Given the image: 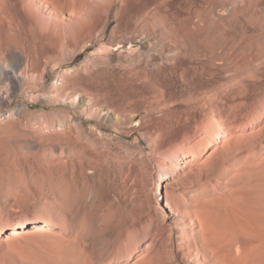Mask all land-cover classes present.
<instances>
[{"label": "rangeland", "instance_id": "1", "mask_svg": "<svg viewBox=\"0 0 264 264\" xmlns=\"http://www.w3.org/2000/svg\"><path fill=\"white\" fill-rule=\"evenodd\" d=\"M85 2L0 0V264H181L154 174L199 201L264 172V0H110L46 27Z\"/></svg>", "mask_w": 264, "mask_h": 264}, {"label": "bare ground", "instance_id": "2", "mask_svg": "<svg viewBox=\"0 0 264 264\" xmlns=\"http://www.w3.org/2000/svg\"><path fill=\"white\" fill-rule=\"evenodd\" d=\"M110 4V0H86L82 7L69 13L68 16L62 17H57V14H62L61 7L54 6L46 27L58 32L73 27L83 28L92 22V18L86 16L89 9L93 12L108 10ZM88 13L90 16V12ZM74 18L77 20L75 23H73ZM60 37L62 39L68 38L63 33L60 34ZM10 81L15 82L13 79H10ZM202 128L204 127L201 126ZM202 131L203 135L200 134L202 137L198 139L199 141L201 139V143L196 142L195 144L203 143L201 146L204 147L205 142H208L207 139H209L211 130L205 129ZM194 147L192 145V152L198 149V146L195 149ZM174 154L172 155L174 156ZM175 155L182 164L186 160L178 153ZM249 166L251 167L252 163ZM167 168L163 169L162 174L168 173ZM210 172L206 173V180L211 184V188L216 189L222 171L218 167L216 170L213 168ZM258 172L257 174V170H255V174H252L254 177H251L252 179L247 181L241 190L236 193L224 194L226 196L224 199L213 195L212 190H202L204 199L202 198L199 201L190 196L187 193V188L183 186L182 180L186 176L180 175L173 180L182 185L178 191H174L164 186L162 189L160 182L165 181V179H162V175L156 177L154 174L156 178L153 184L156 191L155 195L162 198L164 221L172 233L175 245L179 248L178 259L181 264H214L213 260L208 257L207 250H211L217 260L219 259L218 264H234L228 257L231 248H234L245 264H264V181L260 182V179L264 177V172ZM175 175L178 174L172 172L170 176ZM152 179L154 180V178ZM196 186L200 188L201 185L196 182ZM192 199H194L195 204L193 205V215L191 217L187 216L190 208L186 207L185 204ZM15 228L19 227L15 226ZM187 230H189L190 237L185 235ZM65 254L75 257L72 250H66Z\"/></svg>", "mask_w": 264, "mask_h": 264}]
</instances>
